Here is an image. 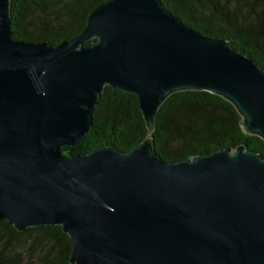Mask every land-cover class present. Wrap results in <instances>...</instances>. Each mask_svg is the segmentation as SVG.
Returning <instances> with one entry per match:
<instances>
[{"label": "water", "instance_id": "95a60500", "mask_svg": "<svg viewBox=\"0 0 264 264\" xmlns=\"http://www.w3.org/2000/svg\"><path fill=\"white\" fill-rule=\"evenodd\" d=\"M104 86L136 97L147 131L169 94L207 91L264 142V70L160 0L100 2L54 46L13 39L0 0V220L60 226L73 264H264V158L242 144L174 162L150 137L61 153Z\"/></svg>", "mask_w": 264, "mask_h": 264}, {"label": "trees", "instance_id": "16d2710c", "mask_svg": "<svg viewBox=\"0 0 264 264\" xmlns=\"http://www.w3.org/2000/svg\"><path fill=\"white\" fill-rule=\"evenodd\" d=\"M106 0H9L13 39L54 46L83 27L90 9ZM186 26L231 43L232 49L264 70V0H160ZM93 40L84 41L82 45ZM240 116L222 97L202 90L169 94L158 106L147 131L136 97L104 86L91 111L89 130L64 155L84 154L101 146L128 151L150 137L153 151L164 162L242 144L264 158V142L244 133ZM70 242L58 225L16 231L0 220V264H73Z\"/></svg>", "mask_w": 264, "mask_h": 264}]
</instances>
